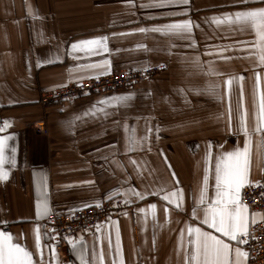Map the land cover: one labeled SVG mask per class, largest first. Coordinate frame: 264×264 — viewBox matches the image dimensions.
I'll use <instances>...</instances> for the list:
<instances>
[{
    "label": "crops",
    "instance_id": "obj_1",
    "mask_svg": "<svg viewBox=\"0 0 264 264\" xmlns=\"http://www.w3.org/2000/svg\"><path fill=\"white\" fill-rule=\"evenodd\" d=\"M258 6V0L246 4L240 0H189L187 5L174 0H0V127L5 121L11 125L0 136L12 137L9 149H16V166L6 181H0V231L9 228L14 242L26 247L39 262L35 249V229L39 226L44 264H79L69 243L68 259L56 251L53 255V246L43 230L51 214L85 208V203L94 206L108 200V193L124 192L129 187L141 192L161 186L171 189L176 186L171 178L175 173L185 192L182 209L167 205L158 196L137 200L129 195L133 202L111 221L118 222L125 264H183V252L178 251L180 230L192 224L212 231L191 217L193 199L202 184L207 145H213L215 157L243 144V136L235 132V118L233 131L226 127L229 96L213 97L203 89L212 83L222 84L228 76H245L244 105L251 114L254 71L264 73V68L254 70L255 58L245 59L247 51L239 50V42L250 41L253 35L229 31L225 25L217 27L210 18ZM29 7L35 19L29 15ZM185 19L199 25L193 28L190 39L136 31ZM100 36H108L109 53L90 58L82 53L69 54L73 42ZM221 46H232L224 53L232 59L225 61L215 55ZM73 55L81 59L75 60ZM197 57L202 67L195 63ZM103 59L110 61V69L99 78L147 66L165 65L166 70L136 87L92 95L69 106L38 104L41 93L95 79L88 78L95 73L75 71L76 65ZM207 61H213L222 75L207 74ZM239 87V82L232 85L233 117ZM127 94L132 95L128 105L106 109L110 113L106 118L100 113L84 115L92 105L100 107L97 102L101 99ZM41 120L47 135L37 134L32 128ZM125 123L129 129H136L137 138L151 127L149 141L129 151ZM132 159L140 164L139 173L130 163ZM263 178L264 166H258L253 155L249 185ZM88 181L91 183H85ZM213 183L210 178V185ZM212 194L210 187L209 196ZM38 199H47L50 208L49 214L39 219L35 215ZM149 203L157 204L156 221L149 216L145 223L136 209ZM165 207L168 217L163 212ZM198 215L202 217V211ZM253 218L256 222L262 215L249 211V226ZM94 234L82 237L88 245L89 259ZM112 243L114 249L115 229ZM102 247L106 264H111L107 241Z\"/></svg>",
    "mask_w": 264,
    "mask_h": 264
},
{
    "label": "snow or ice",
    "instance_id": "obj_2",
    "mask_svg": "<svg viewBox=\"0 0 264 264\" xmlns=\"http://www.w3.org/2000/svg\"><path fill=\"white\" fill-rule=\"evenodd\" d=\"M131 2V0H129ZM164 0H161L163 3ZM177 4L187 5L189 0H174ZM248 0H240V3L246 4ZM261 6L245 8L237 10L233 13H225L222 16H213L210 18L211 23L217 27L222 25L227 26L229 31H238L241 33L250 32L253 39L250 41L239 42V50L247 51L245 59L255 58L253 63L254 70L256 68H264V0H258ZM29 15H35L32 9H28ZM194 25L191 20H179L166 23L160 26L151 28L141 27L136 31L140 33L155 32L163 35L176 36L180 39H190ZM116 35V34H113ZM120 35H126L121 33ZM108 36H100L89 39H81L73 42L70 46V55L82 53L84 58L92 56H100L109 53ZM194 46V44L189 45ZM138 47H144L138 45ZM232 50V46H221L217 57L225 61L233 57L225 56L226 51ZM213 55V53H207ZM73 59L80 60L81 56L73 55ZM195 63L200 65L199 57L195 59ZM213 61H207V74L222 75L213 67ZM40 66V62H37ZM163 67V65H161ZM110 69V61L108 59L99 60L96 62H88L77 64L75 71L81 73H95L94 76L88 78L98 79ZM78 79L85 77L79 76ZM246 79L243 75L228 76L223 83H212L207 88L203 89L205 93L213 97H221L227 94L229 96V104L227 109L226 127L228 131H233V119L236 120L235 132L243 136L242 146H235L231 150L221 151L213 157V145L209 142L207 151L204 157V168L202 184L199 186L198 195L194 197V206L191 210L192 219H199L200 224L207 226L212 231H206L202 227L192 224L186 225L180 230V242L178 251L183 252V264H246L249 253L243 250L240 245H244L248 241L249 233V209L241 202V189L245 185H249L252 181L249 180L250 165L255 155V160L258 166H264V73L254 71L253 84V108L251 114L244 105L243 82ZM239 82L238 102L235 109V117H233V109L230 102L232 85ZM223 89V91H221ZM132 99L131 94L106 97L92 105L91 109L86 112L85 116H96L98 113L103 114L106 118L110 113L106 111L108 108H118L127 106ZM253 123L249 124V119ZM79 119V117H77ZM8 121L4 122L3 127H0V132L10 127ZM71 127V122H69ZM124 130L127 134L128 150H135L137 145L143 146L149 141L150 134L153 129L147 128V134L137 138L136 129L131 128L125 123ZM158 131V129H157ZM10 136H0V181H6L9 178L11 168L16 166V149L10 148L8 141ZM255 143V154H253V144ZM223 146H221L222 148ZM147 150L150 152L151 147ZM11 152V155L8 152ZM132 165L136 166L137 173L141 170L140 164L135 160H130ZM167 164V160L165 159ZM171 166L169 165V168ZM172 180L176 181L174 188L168 189L166 186H161L158 190L151 192L136 191L134 188H127L124 192L116 190L106 195V199L111 200L114 196H124L123 203L131 204L133 201L129 199V195L137 200H143L148 195L158 196L160 200L166 202L167 205L174 206L177 209H182L185 201V192L179 187L175 173L171 174ZM210 178L214 183L210 185ZM85 183H91L90 181ZM259 182H257L258 184ZM212 187L213 194L209 196V188ZM44 190L46 191V185ZM100 207L99 201L94 205ZM115 206V205H113ZM83 207H93V205L85 203ZM81 209L70 208L69 213L74 214ZM138 214H143L145 223L149 216L153 222L156 221L157 204L149 203L147 207H138ZM202 211V217L198 212ZM50 212L47 199L36 201L35 215L39 219L47 216ZM165 217L169 216V209H163ZM128 215L127 212L124 213ZM254 216V214H253ZM166 222H168L166 220ZM253 223L255 219L253 218ZM115 229V246L113 249L112 232ZM186 232V237H185ZM218 233L219 235H216ZM54 239V237H53ZM72 248L73 254L78 257L79 264H106L105 254L102 245L107 241L108 253L112 255L111 264H125L122 247L121 236L117 221H109L107 228L104 225L98 224L95 227L94 244L91 249V259L88 258L87 242L81 237L80 239L66 238ZM42 235L39 226L35 229V249L40 256L39 262L34 261L33 253L18 242H14V238L7 231H0V264H44ZM232 242H235L234 244ZM155 241L153 240V245ZM55 255V248L52 249Z\"/></svg>",
    "mask_w": 264,
    "mask_h": 264
},
{
    "label": "built area",
    "instance_id": "obj_3",
    "mask_svg": "<svg viewBox=\"0 0 264 264\" xmlns=\"http://www.w3.org/2000/svg\"><path fill=\"white\" fill-rule=\"evenodd\" d=\"M165 70V65L163 67L156 65L133 71L111 72L98 79H89L41 93L38 104L41 107L69 106L92 95L136 87ZM32 128L37 134L48 133L42 120L34 122ZM258 182L241 190V202L250 212L262 215L260 220L249 226L250 235L247 243L240 245L249 253L247 264H264V178ZM127 207L121 199L114 198L100 203V207L79 208L81 210L74 214H51L43 223V230L56 253L68 259L69 248L66 238L76 239L94 234L98 224L105 225ZM2 231L9 232V228H3Z\"/></svg>",
    "mask_w": 264,
    "mask_h": 264
}]
</instances>
